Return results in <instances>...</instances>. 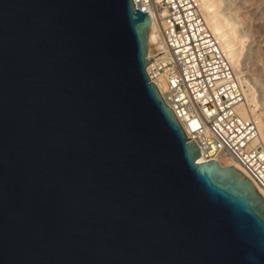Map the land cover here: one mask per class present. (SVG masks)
Masks as SVG:
<instances>
[{"label":"water","instance_id":"obj_1","mask_svg":"<svg viewBox=\"0 0 264 264\" xmlns=\"http://www.w3.org/2000/svg\"><path fill=\"white\" fill-rule=\"evenodd\" d=\"M134 0H0V264H264V199L198 160Z\"/></svg>","mask_w":264,"mask_h":264},{"label":"built area","instance_id":"obj_2","mask_svg":"<svg viewBox=\"0 0 264 264\" xmlns=\"http://www.w3.org/2000/svg\"><path fill=\"white\" fill-rule=\"evenodd\" d=\"M134 7L147 12L157 28L155 58L146 68L149 80L197 147L198 160L223 167L236 162L264 199V142L256 120L237 112L242 86L199 0H134Z\"/></svg>","mask_w":264,"mask_h":264},{"label":"rangeland","instance_id":"obj_3","mask_svg":"<svg viewBox=\"0 0 264 264\" xmlns=\"http://www.w3.org/2000/svg\"><path fill=\"white\" fill-rule=\"evenodd\" d=\"M214 1H216V3L218 2L217 11L219 13V16H221V18H224L228 22V27L225 26L224 28L225 31L233 34L235 49L238 55L237 64L239 76L246 82V84L250 88V93L255 104V115L260 118L264 126V74L257 70V67L259 65L263 66V62L257 57L255 58V49L250 46V42L251 40H253L259 45L260 48H264V32L262 30L259 31V29L256 27L258 22L264 23V0ZM240 5H244L246 11L244 9L240 10ZM239 11L244 12L247 16L245 17L246 26L249 30L250 38H248L247 36H243L240 33L241 25L239 24V21L241 19V15ZM231 26H233L235 29ZM231 29H234V32ZM152 35H156V37H158L156 33H153ZM153 58H155L154 55L151 57L150 61H152ZM244 90H247L246 85H244Z\"/></svg>","mask_w":264,"mask_h":264},{"label":"bare ground","instance_id":"obj_4","mask_svg":"<svg viewBox=\"0 0 264 264\" xmlns=\"http://www.w3.org/2000/svg\"><path fill=\"white\" fill-rule=\"evenodd\" d=\"M217 3L214 0H199L200 9H201L203 17H204V19L206 21V24H207L208 28L210 29V31L213 33V35L218 39L222 51L224 52L228 62L231 65L232 70L237 75L238 80H239V82H240V84L242 86L244 100H243L242 104H240L237 107V112L243 118L252 116L256 120L258 133L260 135L261 140L264 142V126H263L260 118L257 115H255V112H254L255 111L254 110L255 104H254V101H253V97H252V95L250 93V88L248 87L246 82L239 76L238 64H237L238 63L237 62L238 61V55H237V52H236V49H235V44H234V40H233L234 39L233 38V34H231L230 32L225 31L224 28H225V26L228 27V24H227L228 22L224 18H221V16H219V13L217 11V9H218V4ZM262 3H263V1H262ZM239 9L240 10L244 9L246 11V8H245L244 5H240ZM240 15H241V19L239 21V24L241 25L240 33H241V35L247 36L248 38H250L249 30L247 29V26H246V18L245 17H247V16L245 15L244 12H240ZM258 21H260V20H258ZM231 27H233V26H231ZM256 27L259 29V31L262 30L264 32V23H259L258 22ZM234 29H231V30L233 31ZM153 33L157 34V28L155 26V23L151 22L150 23V27H149V34L152 35ZM157 36H158V34H157ZM157 44H158V39H157ZM250 46H252L255 49V51H254L255 58L257 57L258 59H260L263 62V66L259 65L257 67V70H259L260 72H262L264 74V48H260L259 45L253 40H251ZM244 85H246L247 90H244ZM159 89L161 91V88H159ZM225 166H229V167L234 168L240 174H242L244 177H247L249 179V176H248L247 172L241 166H239L236 162H229ZM258 193L260 194L259 191H258Z\"/></svg>","mask_w":264,"mask_h":264}]
</instances>
